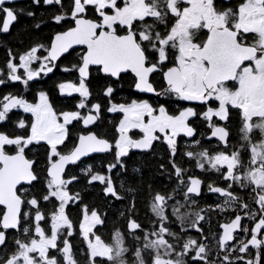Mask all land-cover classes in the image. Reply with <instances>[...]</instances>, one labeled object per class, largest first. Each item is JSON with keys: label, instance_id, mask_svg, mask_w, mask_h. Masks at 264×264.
Listing matches in <instances>:
<instances>
[{"label": "snow or ice", "instance_id": "6c2138e0", "mask_svg": "<svg viewBox=\"0 0 264 264\" xmlns=\"http://www.w3.org/2000/svg\"><path fill=\"white\" fill-rule=\"evenodd\" d=\"M12 3L14 0H0V15L4 17L0 33H8L10 24L17 19L15 11L6 6ZM33 3L39 5L41 0ZM43 3L64 8L63 0H43ZM90 9L95 18H88ZM67 21H71V26L57 32L47 46L38 44L21 54L9 49L7 72L0 71V85L19 82L27 87L29 82L53 73L56 62L70 49L85 48L78 64L62 69L78 73V83H61L58 87L62 95L79 94L77 107L87 109V114L57 113L43 92L36 103L11 93L0 98V124L10 119L13 110H22L33 118L30 124L19 120L16 126L21 131L17 133L0 131V206L4 209L0 213V264H78L69 239L76 231L66 209L70 203L79 202V193L73 195L68 188L79 177L62 176L66 166L77 164L93 153L113 149L107 139L89 131L79 135L67 152L60 150L73 122H81L88 128L99 119L102 106L96 103L89 107L87 103L91 66L116 79L122 73H133L134 87L139 92L205 105L218 102V107L208 106L203 113L211 129L207 139L215 138L218 150L213 153L201 148L184 154L202 172H215L218 179L226 182L223 187L215 183L206 186L210 193L223 197L216 209L235 213L229 222L219 226L222 232L216 236L217 260L214 261L208 245L202 242L206 237L201 221L206 220L207 212L200 209L190 225L184 227L189 215L185 209L196 204L194 197L202 195L204 182L188 176L187 170L176 162L179 152L176 137L196 135L188 120L197 113L188 108L173 116L164 105L154 108L135 100L128 104L109 101L107 111L121 113L123 118L117 129L120 136L114 145V163L108 165L107 171L123 168L122 158L130 148L150 149L154 141L161 139L156 135L160 133L169 149L171 175L177 180L171 194L157 192L153 196L151 231H145L135 219L129 220L128 235L139 242L131 249L132 264H261L264 260L261 252L264 248V0H240L224 9L217 8L215 0H71L66 12L53 17L58 25ZM204 29L206 39H200L198 34ZM172 55L174 62L167 66ZM158 72L164 81L162 93L150 80ZM113 91L109 86L104 94L111 97ZM232 109L241 121L242 143L238 145L230 143L226 123L213 122V117L227 122ZM131 129H139L143 137L131 138L127 135ZM41 142L48 146L47 190L39 198L25 199L18 186L39 179L34 169L36 161L27 158L26 150ZM192 143L200 145L199 140ZM84 174L89 177L88 183L104 185L105 195L123 199L110 176L93 173L90 166ZM235 188L243 190L251 202L242 198ZM181 193L178 200L176 197ZM41 200L52 204L50 215L41 210ZM25 205L28 211L24 210ZM130 207L135 210L134 203ZM82 212L79 235L86 243L87 264H128L125 256L130 249L123 234L117 230L114 242L105 243L93 231L96 225L104 223L101 215L86 206ZM245 220L251 222V227L243 223ZM45 221L49 225L47 229L42 223ZM174 222L180 223L182 233L190 228L201 233V237L184 239L181 232L173 231ZM9 230L20 234L14 237L15 247L11 252L7 251ZM241 233L250 239H240ZM234 241L237 243L233 244ZM250 248L256 250L254 254ZM53 250L56 255L51 254Z\"/></svg>", "mask_w": 264, "mask_h": 264}, {"label": "trees", "instance_id": "16d2710c", "mask_svg": "<svg viewBox=\"0 0 264 264\" xmlns=\"http://www.w3.org/2000/svg\"><path fill=\"white\" fill-rule=\"evenodd\" d=\"M64 8L61 9L59 5H46L41 0L39 5L33 3V0L20 1L16 4L15 12L17 19L11 26L9 33L0 34V71L6 73L5 67L8 60V50L11 49L13 53L21 54L32 46L38 44H44L47 46L52 38L53 33L61 30L65 25H69L67 21L63 24H56L53 22V17L65 12L71 7V0H63ZM28 12H33V16H29ZM0 15V25H1ZM39 25V27H37ZM79 63L77 57V51L73 50L67 55L63 56L57 63V67L53 73L43 76L34 81L29 82V85L25 87L22 83H7L0 86V98L6 94L22 95L30 102H36L41 92L45 93L54 110L57 113L65 111H72L76 108L79 102V97L75 94L62 95L59 91V84L65 82H76L77 74L74 71L65 72L62 69L71 68L73 65ZM128 79L123 76L121 83L113 82L108 78L93 73L89 80L90 99L89 101L98 102L102 107L97 120V126L95 127L97 132L103 135H113L114 126L117 122V115H108L104 109L107 103L111 100L112 103H120L128 98V92H130L129 85H127ZM112 83L116 88V91L112 93L111 97L104 96V88L106 84ZM124 84V85H123ZM123 92V93H122ZM110 104V103H109ZM10 119L4 124H0V131L7 132L9 134L17 133L21 131L17 128V122L21 119L27 123H31L32 117L29 113H24L21 110H13L10 114ZM75 130L72 125L71 131ZM72 134H70L66 144L62 147V151L68 149L73 140ZM66 146V147H65ZM31 150H26L28 159L36 161L34 169L38 175V181L33 182L30 185H23L19 187L20 194L25 198H31L32 196L41 197L46 192V169L49 164L48 146L44 143L34 144ZM166 151L163 147L154 148L149 153L131 155L127 160H124V167H117L110 172V177L114 182V186L123 199H115L110 195H105L104 185L99 182L88 183L89 177L84 174L85 170L90 166L93 173H105L106 168L110 163H113L112 154H100L83 158L79 163L70 165L65 171L64 178L76 176L79 177L78 181L68 185L70 193L75 195L79 193V202L70 203L66 209L70 220L73 222L76 234L70 237L73 251L78 264H87L86 258V243L79 235L78 225L83 217L82 209L86 206L89 210H96L103 219L104 223L98 225L95 229L97 235L105 239L106 243H112L114 240L115 232L119 230L124 235H128L127 224L130 219L139 220L142 224H146L145 221H150L153 218L151 213V202L153 196L157 192L163 194H171L169 188L177 187V180L174 175H171L172 169L169 165V159L166 155ZM160 155H162L160 157ZM158 157V158H157ZM161 165H164L162 168ZM209 199H206V201ZM205 201L203 198L196 199V204L186 207V212L189 214L186 217L185 225L191 223V220L195 218L194 214L199 212L201 207L200 203ZM135 204V210L133 211L130 205ZM42 211L51 214L52 204L45 203L41 200ZM203 209V208H202ZM25 211H28V206L25 205ZM205 212H209L206 217L205 226H203L208 234L213 233L215 229L216 213L213 210L204 209ZM3 212V208L0 207V213ZM192 214L193 216L191 217ZM211 215V216H210ZM215 215V216H214ZM226 216L222 214L224 219ZM146 218H148L146 220ZM221 218V219H222ZM210 220V222L208 221ZM212 221V222H211ZM44 227H49L47 221L42 222ZM211 224V225H210ZM24 226H27L25 224ZM173 231H179L177 224ZM193 234V232H187ZM181 233L182 237L184 234ZM20 234L15 230H9L8 232V247L7 251L11 252L15 247L14 237H18ZM197 238L199 236L195 234ZM139 242L134 239L125 241V245L129 247L130 255L131 249ZM52 255H56L53 250Z\"/></svg>", "mask_w": 264, "mask_h": 264}, {"label": "flooded vegetation", "instance_id": "af4514ba", "mask_svg": "<svg viewBox=\"0 0 264 264\" xmlns=\"http://www.w3.org/2000/svg\"><path fill=\"white\" fill-rule=\"evenodd\" d=\"M20 1H26V0H16V1H14V3H12L10 5H6V6L12 8L15 11L16 4H18ZM239 2H240V0H215L216 6L219 9H224L226 7H229V6H234V5L238 4ZM88 18H90V19L91 18H95V13L91 9L88 12ZM3 19H4V17L2 16L0 27H2ZM174 19L175 18L172 19L171 23H174ZM15 21L10 24V29H11V26L13 25V23H15ZM69 22H70L69 25H65V27L63 29L58 30L57 32L67 30V28L69 26H71V21H69ZM170 26L171 25H169V27ZM160 27L163 28L162 25ZM57 32L53 33L52 38L54 37V35ZM0 34H4V33H0ZM198 35H199L200 39H206L207 30L206 29L201 30V32ZM52 38H51V40H52ZM73 50L77 51V57H78V60H80V56L84 53L85 48L83 46L74 47L69 52H71ZM67 54L68 53L64 54L63 56H65ZM63 56H61L60 59ZM174 59H175L174 55L170 56V59H169V61L167 63V66H172V64L174 62ZM58 61L56 63H58ZM164 70L166 71L167 68L165 67ZM93 73H97V75H99V76L108 78L109 80H112L113 82H119V83H121V80H123V76L127 77L128 81H127L126 84L129 85V88H130V92L127 93L128 94V98L125 101L117 103V104H128V103H131L132 101L135 100L137 102H146V103L150 104L151 106H153L154 108H158L159 106L164 105L166 110H167V112H168V114L169 115H173V116L179 115L181 111H184V110H186L188 108H192L197 113L196 116L191 117L188 120L189 125L194 128V130L196 132V135L194 137H187V136L181 134V135L176 137L177 146H178V149H179V152H178V154L176 156V162L177 163L179 162L178 164L181 167H183L184 169L187 170V175L188 176H194L196 178H200L204 182V184L202 185V195L200 197H194V199L196 200V199H199V198H203L205 201H203V202H201L199 204L201 209L203 208V209L213 210L216 213V216H217L216 217L217 220L215 222V226L216 227H215L213 233L208 234V231H206V229L203 227V226H205L206 220L205 221H201V225H202L203 230H204L203 231V236L206 237V239H203L202 242L208 245V247L210 249V252L212 254L211 255V259L214 260V261L217 260V256L215 255V253L217 252L216 236H217V233L222 232V229L219 226L221 224H223V223L229 222V220L235 215V213L230 212V211L229 212H220L218 209H216L215 206L222 203L223 197H219L218 194L210 193L208 191V188H207L206 185L208 183H215L216 185H219V186L223 187V186L226 185V182L223 181L222 179H218L217 178L218 174L215 173V172H208V173L202 172L199 168H197L195 166V161L194 160H189L184 154H185L186 151H189V150H191V151H199V150H201V148L209 149L213 153H215L218 150L217 149V143L218 142L215 140V138H213L212 140L207 139V137L210 135L211 129L208 126L209 122L206 121L203 118V113L207 110V107L208 106H211L213 108L218 107V102L211 101L209 105H205V104H201V103L196 102V101H181V100H177L173 96H167V95L157 96V95H155L153 93L139 92V91L134 89L135 88L134 87V82H135L136 78H135L133 73H131V72L122 73L120 79H116V78H111V77L105 76L102 72H100L98 70L97 66H91V68H90L89 77H88V80H87L88 88H89V80H90V77H91V75ZM76 74H77V81L76 82H71V83H78V73H76ZM150 80L153 83V86L157 89V91L162 93L163 92V86H164V81L162 79V74L159 73V72L158 73H154L150 77ZM65 83H70V82H65ZM109 86H111L114 89L113 92L116 91V88L120 89L119 86L115 87V85H113L112 83L108 82V84H106V86H105V88L103 90L104 93H105L106 88L109 87ZM89 91H90V89H89ZM74 94L76 96H78L79 99H81L79 94H76V93H74ZM103 95L106 96L105 94H103ZM16 96L17 97H22V95H16ZM22 98H24V97H22ZM89 99H90V97H89ZM89 99L87 101L89 107H91V105H94V104L98 103V102H94V101H89ZM37 101H38V98H37L36 102ZM36 102H32V103H36ZM77 105H78V103H77ZM77 105H76V108L74 110H72V111H80L83 114H87V111H88L87 109H84V110L78 109ZM109 106H110V104L107 103L106 106H105V109H104L105 113L110 115V116L111 115H117V117H118L117 118V122H116V124L114 126V134L113 135H103V134L97 132V130L95 128L97 126V122L95 124H93V125H90L88 128H85L82 125L81 122H73L72 125H74L75 130L71 131L72 125H70V127H69V135H68V138H69L70 134H72L73 137L71 138V140H73V143L68 149L64 150L63 152H67L69 149H71L73 147V145L77 142L79 135L86 134L89 131H93V132H96L99 136L107 139L111 144H113L112 151L107 152V153L112 154L113 163H114V154H115V151H116L114 145H115L116 141L119 139V136H120V133L117 131V129H118V125H119L120 120L123 118V115L121 113H110V112H108L107 109H108ZM145 120H147V117H145ZM213 122L221 124V125H224L226 123L227 128H228V130L230 132V138L229 139H230V143L232 145H238L239 143H242V141H240L241 121H240L239 115L237 114V111L235 109L231 110L230 117H229V120L227 122L219 121L215 117H213ZM127 135L130 136L131 138L135 139V140H139V139H141L143 137V133L139 129H131L127 133ZM156 135L161 136V139L157 140V141H154L153 145H152V147L150 149H148V150H140V149L130 148L128 150V155L122 158L123 161L127 160L128 157L131 156V155L149 153V152L152 151V149H154L156 147H158V148L163 147L165 149V151L167 153L166 155L168 156V159H169V149H168V146H167V144H166V142L164 140L163 135L160 134V133H156ZM255 135L258 136L259 133L257 132ZM67 140L65 141V144H66ZM193 140H199L200 141V145H196V144L192 143ZM64 145L60 146V150L61 151L64 148V147H62ZM101 154H106V153H101ZM94 155H100V154H94ZM91 156H93V155H91ZM244 158L245 159L247 158V153H244ZM169 165L171 167L170 162H169ZM105 170H106V172L102 173V174L106 175V176H110V173L107 171V168ZM169 189L171 191H173L176 188H169ZM234 191L239 192V194L241 195L242 198L248 199L249 202H251L250 198L248 197V195L243 190H240L239 188H235ZM176 198L178 200H180L182 198V193L177 195ZM206 199H209V200L206 201ZM201 214L203 215L204 213H201ZM222 214H225V216H226L224 219L222 218ZM190 215H191V217L193 216L192 214H190ZM147 219L148 218H146V220ZM153 220H154V217L150 221H145L146 224H142L139 220H136V221H138L143 226V229L145 231H151V229L153 227V224L151 223V221H153ZM243 223H245L246 225L251 227V222L250 221L245 220V221H243ZM174 224L178 225L179 231L181 232L180 223L179 222H174V223H172L171 227H175ZM79 225H78V229H79ZM189 225H190V223H188L186 225L184 224V227L187 228ZM97 227H98V225H96V227L93 229V231H95V229ZM126 229L128 231V228H126ZM188 232H193V234H190V233L184 234L183 235L184 239H186L189 236L193 237V238H197L195 236V234H197L199 236V238L201 237V233H198L195 230H192L190 228H189ZM139 235L143 236V233H139ZM123 236H124V241L133 239L132 236H130V235H124L123 234ZM240 239L247 240V239H250V236H244V234L241 233L240 234ZM102 240L105 242V239L102 238ZM235 243H237V242L234 241L233 244H235ZM249 251H250V253L254 254L256 250L250 248ZM261 252L264 253V248L261 249ZM125 259L128 261V264H132V260H133L132 253H130V255L127 254L125 256ZM261 264H264V260H262Z\"/></svg>", "mask_w": 264, "mask_h": 264}, {"label": "water", "instance_id": "95a60500", "mask_svg": "<svg viewBox=\"0 0 264 264\" xmlns=\"http://www.w3.org/2000/svg\"><path fill=\"white\" fill-rule=\"evenodd\" d=\"M14 1H16V0H14ZM76 47H80V46H76ZM70 50H71V49H70ZM65 54H66V53H65ZM134 89H135V88H134ZM134 149H135V148H134ZM94 154H101V153H93V154H91V155H94ZM91 155H90V156H91ZM87 157H89V156H87ZM83 158H86V157H83ZM83 158H82V159H83ZM82 159H81V160H82ZM79 162H80V161H79ZM79 162H78V163H79ZM74 165H75V164H74ZM68 166H70V165H68ZM68 166H66L65 171H66V169L68 168ZM64 174H65V172H64ZM62 178H64V175L62 176ZM23 185H30V184H22V185H19L18 188L21 187V186H23ZM0 207L3 208V206H0Z\"/></svg>", "mask_w": 264, "mask_h": 264}, {"label": "bare ground", "instance_id": "6f19581e", "mask_svg": "<svg viewBox=\"0 0 264 264\" xmlns=\"http://www.w3.org/2000/svg\"><path fill=\"white\" fill-rule=\"evenodd\" d=\"M161 156H162V155H160V157H161ZM157 158H158V157H157ZM178 163H179V162H178ZM195 171H196V170H195ZM192 172H193V171H192ZM208 213H209V212H208ZM208 213H207V214H208ZM210 216H211V215H210ZM214 216H215V215H214ZM218 218H219V217H218ZM208 221L210 222V220H208ZM211 222H212V221H211ZM214 223H215V222H214ZM210 225H211V224H210Z\"/></svg>", "mask_w": 264, "mask_h": 264}, {"label": "rangeland", "instance_id": "374dc122", "mask_svg": "<svg viewBox=\"0 0 264 264\" xmlns=\"http://www.w3.org/2000/svg\"><path fill=\"white\" fill-rule=\"evenodd\" d=\"M34 66H35V65H34ZM6 72H7V71H6ZM37 102H38V101H37ZM81 222H82V219H81ZM113 240H114V239H113ZM113 242H114V241H113ZM113 242H112V243H113ZM112 243H108V244H112Z\"/></svg>", "mask_w": 264, "mask_h": 264}]
</instances>
